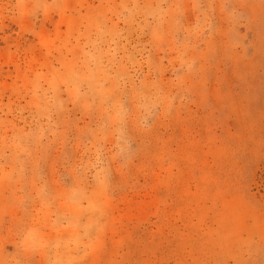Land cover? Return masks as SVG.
<instances>
[{
	"label": "rangeland",
	"instance_id": "obj_1",
	"mask_svg": "<svg viewBox=\"0 0 264 264\" xmlns=\"http://www.w3.org/2000/svg\"><path fill=\"white\" fill-rule=\"evenodd\" d=\"M0 264H264V0H0Z\"/></svg>",
	"mask_w": 264,
	"mask_h": 264
}]
</instances>
